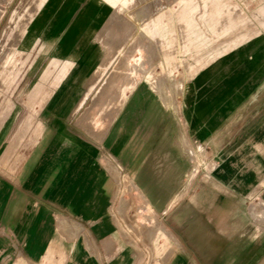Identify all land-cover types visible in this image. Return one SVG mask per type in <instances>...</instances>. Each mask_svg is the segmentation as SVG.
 I'll list each match as a JSON object with an SVG mask.
<instances>
[{
    "label": "crops",
    "instance_id": "1",
    "mask_svg": "<svg viewBox=\"0 0 264 264\" xmlns=\"http://www.w3.org/2000/svg\"><path fill=\"white\" fill-rule=\"evenodd\" d=\"M62 24L41 33V107L0 115V264H264V206L251 204L258 184L264 202V34L189 80L180 109L139 87L97 131L99 53ZM127 213L155 217L152 232L162 216L178 238L145 260Z\"/></svg>",
    "mask_w": 264,
    "mask_h": 264
},
{
    "label": "rangeland",
    "instance_id": "2",
    "mask_svg": "<svg viewBox=\"0 0 264 264\" xmlns=\"http://www.w3.org/2000/svg\"><path fill=\"white\" fill-rule=\"evenodd\" d=\"M59 19L60 33L74 26L79 45L99 53L96 85L90 90L95 102L89 105L96 112L98 131L104 121L99 115L114 110L139 87L150 88L173 109L174 100L180 109L189 80L248 37L264 34V0H0L1 116L14 102L19 111L38 110L42 101L29 99L48 96L52 87L45 83L53 65L40 50L46 45L41 33L48 30L52 35ZM32 30L37 36L34 45L29 40ZM178 141L185 143L184 136ZM260 185L251 204L262 214ZM156 220L131 213L118 218L127 224V238L143 243L145 260L164 254L163 244L178 238L162 216L159 230L152 232Z\"/></svg>",
    "mask_w": 264,
    "mask_h": 264
}]
</instances>
